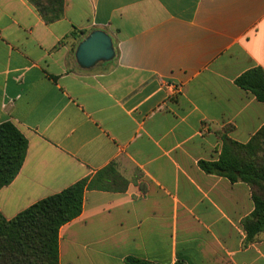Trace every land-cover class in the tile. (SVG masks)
<instances>
[{
    "label": "crops",
    "instance_id": "0c3cea01",
    "mask_svg": "<svg viewBox=\"0 0 264 264\" xmlns=\"http://www.w3.org/2000/svg\"><path fill=\"white\" fill-rule=\"evenodd\" d=\"M97 29L115 56L83 68L76 49ZM257 66L264 0H64L52 22L30 0H0V123L29 141L0 211L115 162L126 188L85 190L60 264H264V231L248 240L243 225L250 186L199 166L219 158L222 133L246 143L263 127L264 102L235 83Z\"/></svg>",
    "mask_w": 264,
    "mask_h": 264
},
{
    "label": "trees",
    "instance_id": "16d2710c",
    "mask_svg": "<svg viewBox=\"0 0 264 264\" xmlns=\"http://www.w3.org/2000/svg\"><path fill=\"white\" fill-rule=\"evenodd\" d=\"M47 22L63 14L64 0H30ZM75 32H73L74 35ZM81 33H85L81 31ZM235 83L264 102V69L251 68L239 75ZM223 147L217 160H200L206 173L245 182L252 191L253 211L243 219L247 239L264 231V125L246 143L222 133ZM29 146L28 138L12 122L0 123V189L19 173ZM128 184L112 162L92 177H84L65 189L42 198L13 218L0 211V264H60L61 227L79 216L86 189L123 191ZM127 264H156L135 256ZM174 264H186L177 260Z\"/></svg>",
    "mask_w": 264,
    "mask_h": 264
},
{
    "label": "water",
    "instance_id": "95a60500",
    "mask_svg": "<svg viewBox=\"0 0 264 264\" xmlns=\"http://www.w3.org/2000/svg\"><path fill=\"white\" fill-rule=\"evenodd\" d=\"M75 56L83 68H91L99 61L114 58L115 48L111 35L101 29L92 31L79 43Z\"/></svg>",
    "mask_w": 264,
    "mask_h": 264
}]
</instances>
